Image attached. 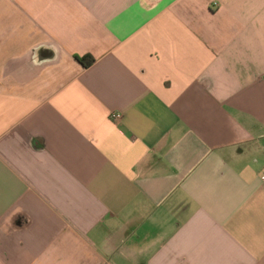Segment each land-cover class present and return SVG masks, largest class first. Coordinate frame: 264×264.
<instances>
[{
  "label": "crops",
  "instance_id": "crops-1",
  "mask_svg": "<svg viewBox=\"0 0 264 264\" xmlns=\"http://www.w3.org/2000/svg\"><path fill=\"white\" fill-rule=\"evenodd\" d=\"M263 172L264 0H0V264H264Z\"/></svg>",
  "mask_w": 264,
  "mask_h": 264
},
{
  "label": "trees",
  "instance_id": "trees-1",
  "mask_svg": "<svg viewBox=\"0 0 264 264\" xmlns=\"http://www.w3.org/2000/svg\"><path fill=\"white\" fill-rule=\"evenodd\" d=\"M77 58L79 59V61L81 63H83L85 66H89L91 65L94 61H95V58L94 56H92L91 54H87L85 56H77Z\"/></svg>",
  "mask_w": 264,
  "mask_h": 264
},
{
  "label": "built area",
  "instance_id": "built-area-1",
  "mask_svg": "<svg viewBox=\"0 0 264 264\" xmlns=\"http://www.w3.org/2000/svg\"><path fill=\"white\" fill-rule=\"evenodd\" d=\"M113 116L115 118H120L122 116V114L120 112L119 113L117 112V113L113 114ZM263 179H264V172H263Z\"/></svg>",
  "mask_w": 264,
  "mask_h": 264
}]
</instances>
